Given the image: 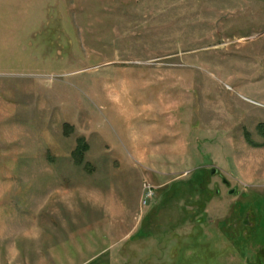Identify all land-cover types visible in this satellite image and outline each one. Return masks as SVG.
Listing matches in <instances>:
<instances>
[{
	"label": "rangeland",
	"instance_id": "obj_1",
	"mask_svg": "<svg viewBox=\"0 0 264 264\" xmlns=\"http://www.w3.org/2000/svg\"><path fill=\"white\" fill-rule=\"evenodd\" d=\"M0 264H264V0H0Z\"/></svg>",
	"mask_w": 264,
	"mask_h": 264
},
{
	"label": "crops",
	"instance_id": "obj_2",
	"mask_svg": "<svg viewBox=\"0 0 264 264\" xmlns=\"http://www.w3.org/2000/svg\"><path fill=\"white\" fill-rule=\"evenodd\" d=\"M99 204H103V210L91 211L92 213L84 214V217L87 219V214L92 215L91 217L96 222L93 223L95 227H102L96 229V235L100 239H109L108 250L123 241L129 240L135 232L141 230V220L139 219L141 215L136 211L132 212L126 206L116 207L110 199H102ZM105 250L107 249H101V252Z\"/></svg>",
	"mask_w": 264,
	"mask_h": 264
},
{
	"label": "built area",
	"instance_id": "obj_3",
	"mask_svg": "<svg viewBox=\"0 0 264 264\" xmlns=\"http://www.w3.org/2000/svg\"><path fill=\"white\" fill-rule=\"evenodd\" d=\"M155 188L154 186L144 183L142 184V196L140 199V206L145 207L154 199Z\"/></svg>",
	"mask_w": 264,
	"mask_h": 264
},
{
	"label": "water",
	"instance_id": "obj_4",
	"mask_svg": "<svg viewBox=\"0 0 264 264\" xmlns=\"http://www.w3.org/2000/svg\"><path fill=\"white\" fill-rule=\"evenodd\" d=\"M233 193V191L231 190V191H229V194H232Z\"/></svg>",
	"mask_w": 264,
	"mask_h": 264
},
{
	"label": "flooded vegetation",
	"instance_id": "obj_5",
	"mask_svg": "<svg viewBox=\"0 0 264 264\" xmlns=\"http://www.w3.org/2000/svg\"><path fill=\"white\" fill-rule=\"evenodd\" d=\"M224 183H225V181H224ZM226 184V183H225Z\"/></svg>",
	"mask_w": 264,
	"mask_h": 264
},
{
	"label": "trees",
	"instance_id": "obj_6",
	"mask_svg": "<svg viewBox=\"0 0 264 264\" xmlns=\"http://www.w3.org/2000/svg\"><path fill=\"white\" fill-rule=\"evenodd\" d=\"M76 162H77V160H76Z\"/></svg>",
	"mask_w": 264,
	"mask_h": 264
}]
</instances>
